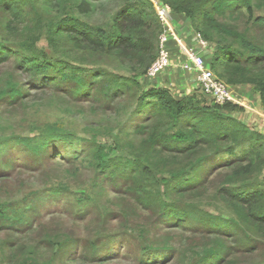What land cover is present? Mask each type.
Listing matches in <instances>:
<instances>
[{
    "label": "trees",
    "instance_id": "obj_1",
    "mask_svg": "<svg viewBox=\"0 0 264 264\" xmlns=\"http://www.w3.org/2000/svg\"><path fill=\"white\" fill-rule=\"evenodd\" d=\"M38 1L48 2L0 1V11L7 17L6 30L12 36L21 32L25 37L17 43L0 40V66L19 57L16 73L9 78L24 73L28 77V81L4 92L1 99L16 105L30 93L29 89L43 90L53 85L59 92L70 93L76 104L86 102L94 110L96 103L97 109L110 114L123 111L128 119L102 127L104 132L88 129L89 140L74 137L58 123L34 130L29 136L4 139L0 141V176L8 172V163L17 165L12 160L21 155L32 161L44 155L51 161L88 157L95 172L92 193L70 198L77 221L93 220L94 209L101 213L106 226L122 218L116 217L109 206H98L96 191H112L116 201L152 212V226L159 234L173 229L201 233L200 241H195L192 234L190 243L179 248L192 254L193 261L187 264H264V134L239 118L243 107L212 104L199 88L175 98L167 87L144 84L146 70L156 58L161 32L149 0H123L110 21L97 25L73 14L44 21L39 17ZM158 1L212 46V56L206 63L215 77L228 87H249L264 108V49L252 43L247 32L237 31L226 21L245 14V26L252 20L264 28V16L252 19L254 8L264 9V0ZM80 8L88 11L89 5L84 2ZM26 12L33 13L35 24L44 29L55 56L37 48L38 39L32 37L28 27L22 30L24 16H29ZM88 55L128 71L88 68L94 65L87 62ZM98 136L112 138V144L100 143ZM201 170V179L196 182L195 174ZM63 190L46 191L50 193L46 200ZM42 194L31 192L20 201L0 203V227L10 231L31 228ZM124 198L133 202L127 203ZM204 205H221L228 210L213 214L215 209L205 210ZM123 214L128 223H135L126 210ZM138 223L132 229L146 231ZM163 226L169 228L164 231ZM98 236L101 245L91 243L89 249L94 263L125 257L134 249L129 233L104 231ZM80 248L78 240L75 244L66 237L50 262L35 264H64L60 259L69 264L81 256ZM187 248L192 250L187 252ZM180 251L165 245L144 246L139 250L138 263L172 264ZM177 262L186 263L187 258Z\"/></svg>",
    "mask_w": 264,
    "mask_h": 264
},
{
    "label": "rangeland",
    "instance_id": "obj_2",
    "mask_svg": "<svg viewBox=\"0 0 264 264\" xmlns=\"http://www.w3.org/2000/svg\"><path fill=\"white\" fill-rule=\"evenodd\" d=\"M84 2L89 5L88 11L86 9L82 10L81 8L78 10ZM122 5L123 0H48L46 3L38 1V8L40 7L39 13L42 14V16L39 17L44 21L58 20L66 15L73 14L83 21L89 22L93 25L103 24L110 21L112 15L118 11ZM263 16L264 9H253V20ZM6 18L7 17L3 16L0 11V40L3 39L8 43H17L25 38L22 36L21 32L12 36L11 33L6 30ZM34 19L33 13H30L29 16H24L25 21L22 23V30L23 27H28L31 31L32 37L38 39L36 42L37 48L45 52L47 55L55 56V53L47 44L44 29L41 30V28H38ZM178 21L179 20L175 22L177 30L179 29L177 34L182 38L184 44L187 45V47L198 49L199 45L195 42V35L199 33L197 31H192L191 28H186V21ZM226 21L227 24L234 27L237 31L242 33L247 32L248 37L252 40L251 42L264 49L263 27L254 25L252 20L245 26V14L239 15L235 19L229 17ZM183 27H185V29H183ZM161 33L162 27L160 34ZM160 34L158 35V39ZM166 37V48L172 65V80L170 81L168 76L160 74L161 76H157L161 79L159 81L160 83H157L159 79L156 81L146 79L143 80L144 84H152L156 82L157 84H160V86L170 89L173 94L180 95L186 94L187 92L199 91L198 87L194 86L196 82L194 81L193 74H182L176 69L177 67L175 64L179 65L185 60V58L174 40H172L171 36L166 34ZM208 45L209 48L202 54L206 68L208 67V63L206 62L213 53L212 46L209 43ZM73 57L75 58V55H73ZM86 60L87 62L94 64L88 68L93 69L96 67H103L110 71L121 73L128 71L116 63L105 61L103 58L96 59L88 55ZM18 63L19 57H14L4 65L0 66V141L19 136H29L34 130L46 129L50 124L57 123L63 126L74 137L89 140L90 134L87 132L88 129L94 128L99 132H104L103 128H107L111 125L114 126L117 122H125L128 119V115L123 111L120 112V114H110L108 110L101 111L97 109L96 103L94 104V110H91L89 104H85L86 102L76 104L70 98V93L59 92L53 85L46 87L43 90L34 88L29 89L28 93H30L24 98L18 100L20 102L16 105L9 103L8 99H1V95L9 88L19 85L23 83V81H28V77L25 73L24 75L19 74L15 79L9 78L10 74L16 73V66ZM169 69L170 68L167 70ZM128 73L129 72H127V74ZM235 91V89L234 91L232 90V94L236 95ZM245 92L246 90L243 94H247V92ZM251 94L252 93L249 94L250 97L245 99V101L250 103L253 107L252 102L254 99ZM206 100L209 102L207 98ZM240 115L249 127L254 129H256L255 127H258L256 122H252V118L250 117L251 113L245 111ZM252 115L255 116L254 114ZM260 130H262L264 134V127ZM97 138L100 143L108 145L112 144L113 141L112 138L106 136H98ZM83 145L84 143H82L80 147ZM79 149L80 148H77L76 151L78 152ZM14 152V154L19 153L17 151ZM21 156H25L26 161H23L24 157ZM21 156L12 160L17 163V165L8 163L5 166L8 172L5 175L1 174L0 176V203L20 201L31 192H43V197L41 198V202L37 203L38 205L35 209L36 214L33 219L34 223L31 228L25 231H10L5 227H0V264H35L36 262H50L53 256L57 255L58 251L56 250L60 241L64 240L66 237H71L75 244L78 240L79 243H81L82 248L78 249V251L82 253L81 256L74 258L69 264H139V250L144 246L165 245L174 248L176 251H180L179 248L184 247V243L185 245L190 243L188 238L190 235L194 234L195 237H199H194L195 241L201 240V233L199 232L188 230L183 231V229H173L174 231L167 230L169 228L168 226H163V230H167L168 232L157 233L156 228H153L152 226V223L155 221L152 212L142 209L133 203L132 206H130L122 204L120 201H116L114 199L115 194H113L112 191H109L108 193L105 192V190L104 192L101 190H98V192L96 191V193L99 194L98 198L100 201L98 202V206L102 207L107 205L111 208L116 217L122 218H119L116 221H111L106 226L105 224L107 222H104L101 213L94 209L92 210L94 215L93 220L86 223L77 221L73 216L74 206L72 205L70 198L73 194L80 197L92 193L91 182L94 178L95 172L88 164V157H80V159L75 161H62L58 158L57 161H51L47 159L46 155H44L39 161H32L29 156ZM29 163H32V165H36L37 167L32 168ZM202 174L203 170L195 174L196 182L201 179L200 175ZM218 183L219 182H217L216 185H218ZM59 187H64V190L60 192V194L50 197L56 200L49 199V201H47L46 197L50 196V193H47L46 191L56 190ZM125 201L127 203L133 202L131 199H125ZM221 203L223 204V202ZM35 205L36 203L34 206ZM215 207L217 209L204 205L205 210H218H214L213 214L219 213V210H228L221 205ZM123 210H126L129 219L134 220L135 223L138 221V224H141V228H146V231L140 232L137 228L136 230L132 229L135 223H128L126 221ZM223 214L226 213L223 212ZM104 231L131 234V237L134 240V249L129 255L122 258L101 263L92 262L90 260V244L94 243L99 247L101 243L99 242L100 237L98 235ZM131 241V239L128 240V242ZM191 250L192 249L187 248V252H190ZM69 251L67 253H69ZM184 258H187L186 263L177 262ZM191 261H193L192 254H187L181 249L180 253L175 256L172 264H187ZM60 262L68 264L63 259H60L59 263Z\"/></svg>",
    "mask_w": 264,
    "mask_h": 264
},
{
    "label": "built area",
    "instance_id": "obj_3",
    "mask_svg": "<svg viewBox=\"0 0 264 264\" xmlns=\"http://www.w3.org/2000/svg\"><path fill=\"white\" fill-rule=\"evenodd\" d=\"M149 1L155 8L160 26L162 27V33L158 39L157 57L147 69L145 77L148 79L155 78L172 66L166 48V34H169L185 57V60L179 64L180 69L185 74L194 75V80L201 93L212 102V104L223 105L231 103L238 105L230 88L224 82L217 79L209 67H205V60L202 54L209 48L208 43L200 34H196L195 42H197L199 48L194 49L193 47H187L182 38L177 34L176 25L172 22L170 8L167 5L160 4L158 0Z\"/></svg>",
    "mask_w": 264,
    "mask_h": 264
},
{
    "label": "crops",
    "instance_id": "obj_4",
    "mask_svg": "<svg viewBox=\"0 0 264 264\" xmlns=\"http://www.w3.org/2000/svg\"><path fill=\"white\" fill-rule=\"evenodd\" d=\"M183 20V18L181 17V16H172V22H173V24L175 25L176 23V21L177 20H179L178 22H180L181 20ZM185 21V20H184ZM177 26H178V24H177ZM188 27V29H189V26H188V24H187V26H186V28ZM183 29H185V27H183ZM179 30V29H178ZM177 30V31H178ZM185 58V57H184ZM174 61V60H173ZM184 61V60H183ZM182 61V62H183ZM175 66L177 67L176 69L177 70H179L182 74H184V72L180 69V66L179 65H176L175 64ZM171 70H172V68L170 67V69L169 70H165L163 73H161V75H164V76H168L169 77V80L171 81L172 80V73H171ZM170 73V74H169ZM160 75V74H159ZM160 75V76H161ZM148 79V78H147ZM159 79V80H158ZM149 80H158V82L157 83H160L159 81L161 80L159 77H155V78H152V79H149ZM195 81V80H194ZM154 83H156V82H154ZM156 83V84H157ZM158 86H160V84H157ZM197 85V83L194 85L195 87H197L196 86ZM230 88V90L232 91H234V89L236 90L235 91V93H236V95H234V97H235V99L237 100V102H238V105L239 106H241V107H243V109H244V112L246 111H248L249 113H251V118H252V122H256V124L258 125V127H255L256 128V130H258L259 132H262L263 133V131L262 130H260L261 128H263L264 127V108H262L261 106H260V104H259V99H258V96H257V94H255V93H253L251 90H250V88L249 87H238V88H232V87H229ZM242 88H244L245 90H246V92H247V94H243V92L245 91L244 89H242ZM192 90V89H191ZM188 91H190V90H188ZM245 92V93H246ZM188 93V92H187ZM186 93V94H187ZM239 93V94H238ZM250 93H252L251 95H252V98L254 99L253 100V102H252V105H253V107L250 105V103H248V102H246L245 101V99H248V97H250ZM173 94V93H172ZM183 95H185V94H183ZM173 96L175 97V98H179V97H181L182 95H180V94H173ZM243 114V113H242ZM252 114H254L255 116H253ZM239 118L241 119V120H243L242 118H241V115L239 116ZM244 121V120H243Z\"/></svg>",
    "mask_w": 264,
    "mask_h": 264
}]
</instances>
